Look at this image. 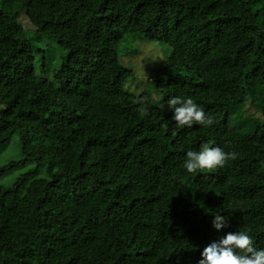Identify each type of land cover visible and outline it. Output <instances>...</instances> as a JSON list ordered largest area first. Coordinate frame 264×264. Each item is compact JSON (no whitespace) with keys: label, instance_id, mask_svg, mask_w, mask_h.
<instances>
[{"label":"trees","instance_id":"obj_1","mask_svg":"<svg viewBox=\"0 0 264 264\" xmlns=\"http://www.w3.org/2000/svg\"><path fill=\"white\" fill-rule=\"evenodd\" d=\"M138 35L171 47L146 88L94 90ZM253 82L264 0H0V154L21 149L0 165V264H197L231 231L264 248V119L233 123ZM173 96L214 125L179 128ZM206 145L235 157L187 173Z\"/></svg>","mask_w":264,"mask_h":264},{"label":"clouds","instance_id":"obj_2","mask_svg":"<svg viewBox=\"0 0 264 264\" xmlns=\"http://www.w3.org/2000/svg\"><path fill=\"white\" fill-rule=\"evenodd\" d=\"M166 104L173 111L172 119L179 128L211 127L215 123L204 107L191 97L173 96ZM234 157V153L226 152L220 146L206 145L199 151L187 150L183 167L187 173L215 170L225 167ZM212 226L220 231L229 226L228 219L219 213L213 214ZM197 264H264V248L255 245L249 232L231 231L205 245Z\"/></svg>","mask_w":264,"mask_h":264},{"label":"rangeland","instance_id":"obj_3","mask_svg":"<svg viewBox=\"0 0 264 264\" xmlns=\"http://www.w3.org/2000/svg\"><path fill=\"white\" fill-rule=\"evenodd\" d=\"M131 41L132 51H122L120 61H113L111 63L107 79L100 78L97 84L93 85L94 90L122 91L129 95L139 93L146 88V82L150 79L153 69L160 66L171 51L168 43L148 40L143 35L134 36ZM63 54L65 52L57 50L53 66L61 62ZM125 69L134 71L135 74L133 76L126 74L124 72ZM253 83L254 85L250 87L248 102L235 106L233 114L234 125L244 130L249 129V126H254L258 121L264 119V115L255 110L252 111L253 113H250L251 108H254L253 105L255 104H251L249 101L253 99V96L256 99L258 98L256 101H260L262 107L264 105V86H257L256 82ZM113 84H117V86ZM20 151L19 139L16 136L12 139L8 148L0 154V165L10 159L18 158ZM10 177L11 175L5 177L4 181L6 179L10 181Z\"/></svg>","mask_w":264,"mask_h":264}]
</instances>
